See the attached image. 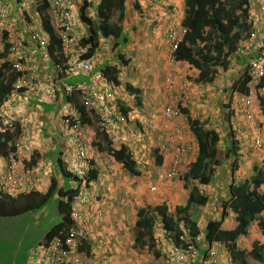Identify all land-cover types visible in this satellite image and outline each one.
<instances>
[{
  "label": "crops",
  "instance_id": "0c3cea01",
  "mask_svg": "<svg viewBox=\"0 0 264 264\" xmlns=\"http://www.w3.org/2000/svg\"><path fill=\"white\" fill-rule=\"evenodd\" d=\"M130 1L131 2L126 3V19L121 23L123 34L127 36L125 44H120L113 38L105 39L100 37L98 41V48L94 52L93 56H90V58L93 62V73L100 72L105 75V70L110 67H115L119 71L116 76L115 83L116 88H118L119 91L118 96L114 97L113 100L109 99L107 101L105 99L106 101L104 104L111 106L114 105V114H117V117H123L125 121L123 123H118V130L115 133L107 134V136L108 140L111 142L110 145L112 148H119L120 145H124L131 152H133L132 156L136 163V168L140 174L132 175L126 172L122 165L118 162H115L113 158L103 150L102 147L98 148L94 144L95 126H82L81 131L86 143V151H88L87 153L91 155L90 158L93 162V171L96 173L95 178L92 179L90 183H94V188L98 187L97 190L94 191V189L89 186L87 190L86 199L90 202L89 206L91 210V213L88 215L93 216L98 211L103 213V219L101 220L99 226L94 230L93 241H88L87 246H89V250L96 261H99L103 264H133L132 262L134 257L132 255H128L126 241L128 238H130L129 228L132 230L133 227H135L137 210L144 206L154 208L155 206L162 203L169 205V200L171 199L170 196L174 194L171 191V187H177L178 184L181 183L178 182V184L175 186H170L166 183L159 182L156 178V174L154 175V170H156V172L158 171V166L155 162V157L157 154L156 152L163 142V139L160 136V130L162 128V123H164L161 109L163 106L162 102L164 100L160 94H155L157 90L152 89V86L157 84L158 80V78H153L155 74H158V59L164 60L165 64V58L167 56V43L164 38L169 29H179L176 26V23H174V20L176 18L175 16H178L180 17L179 23L181 22L184 16V2L183 0ZM68 2L71 6V12L75 20L74 32L76 36H80L81 38L88 36L89 27L84 22L85 18H82L81 16L84 14L86 18H91L94 20L97 19L98 13L96 7L99 5L100 0H68ZM152 2L155 3L154 6L149 7V4ZM36 5V0H15L12 2L10 7L11 18H23L28 22L32 21L33 23H38L40 24L42 31H44L42 22L36 11ZM84 5H87L88 7L85 9L82 7ZM81 9H84V11L81 12ZM251 10L252 9L250 7V19L252 16L250 12ZM158 11L163 13L160 14L161 16L157 17ZM258 21L261 22L262 27L260 30L263 31L264 17L261 16ZM110 22H116V17L111 18ZM253 25H255L254 22ZM4 49L5 42L0 39V65L6 60ZM152 49L155 51L153 54L150 53L153 60L149 68L152 69L154 67V70H157L155 74L152 75L154 81L153 83L146 80V78H142V80L139 78L138 75L142 76L144 72H139L138 75H135L136 73L134 74L135 70L137 68L140 69L139 66H142V62L138 61L137 52L141 51L145 53ZM35 61H29L30 63H28V66L33 69L35 76L42 78L44 76L49 77L52 74L53 64L51 62L38 60L35 63ZM244 62L245 60L231 62L230 67L235 66L233 68L236 70L235 75H237L239 71L244 68ZM179 63L187 64L184 62ZM233 69H227V75L222 72L221 77L214 80V82L211 84L201 86L192 82L188 83V87H186L183 91L185 103H182L181 108L187 110V113L191 119H195L198 122L200 121V116H202V120L205 118L207 121L208 119H210V121L215 119L211 112L213 101L207 94V90L216 87L218 88L219 92L222 91L224 94L225 92H228L229 89L233 90L234 94H240L235 90L236 88L233 89V85H236L239 79L238 77L237 79L232 80L234 77V74H232ZM195 75L196 73H194V76ZM106 78L110 81L107 76ZM222 78L223 82L221 84L216 83L217 80L220 82ZM67 81H70L71 84L82 85H87L90 82L88 76L82 74L72 75L67 78ZM141 82L145 89L141 87ZM121 94L123 95L122 97ZM104 96L105 93L101 91V98ZM262 96L264 97V95ZM65 99L66 97L61 94L60 90L55 91L54 97H48L35 91H25L23 94L9 96L0 108V117L4 119L6 117H11L12 119L16 120V123L19 124V136L18 139L15 140L18 141L17 143L21 144L18 148V158L21 159L26 165L27 163L31 162L33 158L34 160L36 159L34 165L26 167L25 178L30 183H32L33 191H37L42 194L48 191L50 180L53 177L57 180L59 188L65 187L66 184H68L71 188L73 187V182H68V180L63 177L61 171L62 168L67 170L66 159L70 150L66 138V132L62 125V120L72 112H77L78 114V110L82 106L80 105L78 96L72 97L69 102H67ZM260 105L261 104L258 100V105L256 107H260ZM141 106L142 108L144 107V109H140ZM231 106L235 108V104ZM204 112L207 113V115H204ZM254 112L256 113V117H258L260 124H264V109H254ZM139 114H142L140 119L138 118ZM222 114L224 115V113ZM87 115L89 114L87 113ZM185 120H187V117ZM199 126H201V124H199ZM133 129H137L138 133L140 132L138 135H141V141L145 142L146 145L143 149L135 146V139H137L138 136L131 134ZM149 133L157 136L153 137ZM246 134L248 137L249 130L246 132ZM244 139L245 138H243V141H241L243 145L246 141ZM153 142L155 143L152 145ZM251 145L255 147L253 143H251ZM150 147H153L154 151L149 150ZM257 149L258 148L255 147L256 151ZM147 150L151 152L149 156H154L153 161L155 168H153L151 173H153L155 180L151 179L148 181L146 184L147 190H142V188L139 189L138 187L140 177L144 174L145 169L150 172L149 167H147V165L143 162L144 160L148 161L146 154L148 152ZM261 152H264V150ZM192 153H194V157L192 158L191 162L194 161L196 157V143L192 145ZM263 162L264 157L261 155L260 164L254 163V160L250 156L246 155L244 156L243 161L242 159L238 161V169L236 172L231 173L228 171L226 174L223 172V167L222 172L216 171L217 174L214 176V178L217 179L216 182L218 187H220L221 193L223 191H226V194L228 193V185L232 181L233 183H237L245 179L250 180V178L256 173L255 169L263 168ZM140 164L145 165H143L144 167L139 168L138 166ZM143 177L144 176H142V178ZM132 183H135L136 185H131ZM151 185L156 187L155 192L150 191L149 187ZM210 186L201 187L199 189L201 193L203 192L205 194V191L208 188H211ZM107 188L109 191H107ZM261 189L264 191V184L261 186ZM29 192L31 191L22 192L21 194H27ZM150 194H152L153 197H151ZM217 194L218 193L216 192V195ZM145 196H147L148 199H144ZM94 197H96L95 201L93 199ZM154 197L156 200L158 198L159 199L157 201H153ZM52 198L57 201L59 200V197L56 194H54ZM152 201L155 204L154 206H151ZM137 203L141 204L137 205ZM75 205L81 207L79 204H75L73 202V207ZM57 212L60 216V212L58 211V203ZM133 214L135 218L132 217ZM262 214L264 215V212ZM197 216L198 214H196V217ZM192 217H194V215H192ZM230 219H233V216H230ZM196 220L198 222V217ZM233 225L234 223L229 225L223 224L222 226L229 229ZM6 226L8 225H0V227H3L4 230L6 229ZM205 226L206 222L203 225L202 231L204 230ZM253 228L254 226L251 227V230H249V233L246 237L250 236L249 234L252 232ZM157 231L158 230H155L154 228L153 236H158V234H161L160 231L162 232V229L159 228V231ZM244 238L245 237L239 238L237 243L238 246L240 245L241 240ZM132 240L134 243V238ZM0 241L6 243L9 241V239H6L5 235L0 234ZM262 241H264V235ZM44 243L45 242H41V245H44ZM7 251L10 253L8 254ZM36 252L37 256H39L38 249ZM15 253L16 252L13 249L0 250V264H16ZM6 256L10 257V262L8 261V257L7 262H5L4 258ZM26 263L31 264V259H27L26 262L25 256L22 264ZM93 263H95V261H93ZM34 264H44V259L37 257V263Z\"/></svg>",
  "mask_w": 264,
  "mask_h": 264
},
{
  "label": "trees",
  "instance_id": "16d2710c",
  "mask_svg": "<svg viewBox=\"0 0 264 264\" xmlns=\"http://www.w3.org/2000/svg\"><path fill=\"white\" fill-rule=\"evenodd\" d=\"M36 1V11L42 22L43 30L50 37L48 61L52 64L65 65L67 59L64 51L66 48L46 13L49 7L48 1ZM127 2L128 0H100L96 7L97 19L86 18L84 14V17L81 16L85 18L84 22L89 27L88 36L82 37L79 41L80 45L86 49L84 57L93 56L98 48L100 37L113 38L118 43L125 44L127 36L123 34L121 23L126 19ZM183 2L184 16L179 29H170L166 35L181 29L185 32L177 49L172 53V58L174 62H184L192 67L196 73L192 83L201 86L213 83L214 80L221 77L222 71L228 69L231 62L237 60H245L244 69L247 68L246 70H248V61L256 59L260 54L259 48L250 51L244 50L245 45H247L246 38H250L254 34L249 9L255 0H183ZM82 7L86 9L88 6ZM83 11L84 9H81V12ZM113 17H116V22L111 23L110 19ZM2 40L5 42L4 53L6 58L8 49L6 34ZM254 40L256 41L257 38ZM118 72L117 68L110 67L105 70V75L115 84ZM19 76V73L11 70L7 60L0 65V108L13 93V84ZM67 82L71 83L70 81ZM249 83L250 77L245 71L244 75L239 76L237 84L233 85V89L236 88L238 93L248 94L250 91ZM262 88H264V76L259 79L255 91ZM23 91L16 94H23ZM65 100L70 101L68 98ZM258 100L261 108L264 109V97L259 95ZM180 111L187 117V122L197 142V153L194 161L189 163L186 171L179 177L182 186L189 190L186 203L184 206L176 207L174 212H171L169 205L165 203L154 208L140 207L136 212L134 245L138 250L146 248L155 260L159 258V253L155 246L154 228L155 230L157 228L162 229V233L160 231L161 236L170 232L177 237L183 226L190 229L192 239L199 235L196 214L201 211L202 207H205L209 199L208 195L201 193L199 188L210 186L215 179L216 171L218 172V169L226 163H228L231 173L236 172L238 161L243 154V143L241 142L243 140L237 141L231 128L227 132V137L225 135L221 137L216 131L205 130L199 126V122L191 119L184 108H180ZM78 112L81 127L95 126L94 144L98 148L102 147L115 162L122 165L126 172L139 175L132 156L133 152L124 145H120L119 148H112L97 116L93 112V114L88 113L84 107H80ZM87 113L90 116L93 115L95 119H89L91 117ZM227 117L229 118V116ZM6 120L13 119L6 117ZM18 129L19 124L16 123L13 132H5L0 135V154L2 156H5L7 152L15 151L14 146L12 144L9 146L7 143H13L18 139ZM156 153V165L161 166L163 157L158 154V151ZM35 161L36 159L33 158L26 167L34 165ZM61 171L68 182H73V187L80 183L66 169L62 168ZM255 172L250 180L245 179L237 183H233V181L229 183L226 198H222L218 205L221 216L207 220L203 230L204 240L207 243L216 242L225 246L230 252L232 261L236 264H264V241L256 239L250 249H243L237 245L239 238L248 235L249 226L256 225L264 235V215L262 214L264 212V191L261 189L264 184V162L263 168L255 169ZM95 174L92 170L87 181L90 182L94 179ZM66 185L59 188L57 180L53 177L50 180L48 191L44 194L33 190L15 197L0 194V218H16L42 209L56 194L59 197L58 211L61 221L52 226L45 234V239L50 241L56 235H64L71 226L74 197L78 194L77 189ZM230 216H233V219H230ZM232 223L234 225L229 229L222 226ZM80 251L89 253V246L85 241H83ZM247 258H251L252 262H249ZM189 264H196V262Z\"/></svg>",
  "mask_w": 264,
  "mask_h": 264
},
{
  "label": "built area",
  "instance_id": "2783aa9c",
  "mask_svg": "<svg viewBox=\"0 0 264 264\" xmlns=\"http://www.w3.org/2000/svg\"><path fill=\"white\" fill-rule=\"evenodd\" d=\"M14 1L0 0V39H3L4 34L7 35L6 60L9 62L11 70L20 74L13 84V93L10 96L23 90L39 92L48 97H54L57 90H60L61 94L68 99L78 96L80 105L88 113L93 112L97 116L105 133H115L118 130V123H123L125 119L114 114V105L104 104L106 100H113L115 86L103 73H93L92 59L84 57L86 49L79 43L81 37L76 36L74 32L75 20L68 0H47L49 7L46 13L66 48L64 54L67 60L65 65L53 64L52 74L42 78L35 76L28 63L36 59L35 63L38 60L44 62L49 60L50 37L42 31L38 23L28 22L23 18H11L10 7ZM184 33L181 29L167 35L171 43V63L174 62L172 53L177 49ZM258 48L260 54L256 59L250 60L248 69L250 85L252 84L254 87L264 76V41L256 42L254 39H250L244 48L249 51ZM75 74L87 75L90 79L89 84L68 83L67 78ZM174 85V79L168 75L167 89L170 90ZM101 91L105 93L103 98H101ZM252 95L250 90L247 95H242L237 103V107L241 110L249 127L253 122ZM162 117L164 120L162 125L164 141L159 152L163 157V164L156 172V178L161 183L175 186L188 164L189 153H192L193 136L188 125L178 122L181 113L177 107L165 106ZM15 124L14 119L8 121L6 118L0 117V135L5 132H13ZM62 125L70 149L66 159L67 171L80 181L78 185H74V188L78 190V194L74 197V203L81 207L76 205L73 207L71 226L64 235H56L38 247V257L44 259V264H85L91 260L92 253L91 251L89 253L82 252L80 247L83 241L86 244L88 241H93L94 230L103 219V213L98 211L93 216L88 215L91 210L86 193L89 186L93 187L95 191L94 183L87 181L93 170V164L88 151H86V143L81 133L82 127L77 112L68 114L62 120ZM262 130L264 133V127ZM262 135L252 137V142L258 149L264 148V136L262 137ZM17 142L7 143L9 146L11 144L14 146V152H7L5 156L0 155V193L11 197L33 189L32 183L25 178L26 164L18 158V148L21 144ZM149 189L151 192L156 191V187L153 185ZM107 191H109L108 188ZM93 199L95 201L96 197ZM198 229L200 234L193 239L190 229L184 226L177 237L170 232L165 236H155V246L159 253L155 264H189L191 262H196V264H236L232 261L230 252L225 246L216 242L207 243L204 240L202 229Z\"/></svg>",
  "mask_w": 264,
  "mask_h": 264
},
{
  "label": "rangeland",
  "instance_id": "374dc122",
  "mask_svg": "<svg viewBox=\"0 0 264 264\" xmlns=\"http://www.w3.org/2000/svg\"><path fill=\"white\" fill-rule=\"evenodd\" d=\"M128 2H131V1L128 0ZM154 4L155 3H153V2L150 3L149 7H153ZM259 8H260L261 12H260ZM251 9L252 10L250 12L253 16V17L251 16V20L255 24L254 27H255L256 31L260 34L259 36L264 38V30L263 31L260 30L262 27V24H261V22L258 21L261 16L264 17V11L262 10V0H256L255 2L251 3ZM161 13H163V12L158 11L157 17L161 16L160 15ZM175 17L176 18L174 20V23H176V26L179 28L180 17H178V16H175ZM77 32H79V31H77ZM78 37H80V36H78ZM164 40L167 43V47H166L167 56L165 58V64H164V60L158 59V74H155V72L157 70H154V67L152 69L149 68L151 63H152V60H153L150 53L153 54L154 51L156 50V48H155V50L152 49V50H149L148 52H145V53H143L141 51L137 52L138 61L142 62V66H139L140 69L137 68L134 72V74L136 73L135 75H138L139 72H144V74L142 76L138 75L139 78L141 80H142V78H146V80L151 81V83L154 82L153 78L154 79L158 78V80H157L158 85L154 84L152 86V89L157 90V92L155 94H160L162 99L164 100L162 102L163 106L161 107L162 112H163L164 107L167 105H172L174 107H177L180 110V108L182 107L181 106L182 103L183 104L185 103V99L183 98L184 97L183 91L186 87H188L187 86L188 83L192 82L193 76H194V71L187 64H180L179 62L178 63L177 62H172V63L170 62V58H171V56H170V41L167 38V35L165 36ZM146 51H147V49H146ZM248 63H249V61H248ZM234 67L235 66H231V67L229 66L228 69L229 68L233 69ZM246 69L242 68L237 75H235L236 70L233 69L232 74H234V77L232 78V80L237 79L239 76L241 77V75H244V72L246 71ZM222 72L227 75L226 71L225 72L222 71ZM153 74H155V75L152 78ZM168 75H171L175 81L174 87H172L170 90H168L167 86H166V79H167ZM222 82H223V78L220 80V82H219V80L216 81V83H219V84H221ZM128 83H130V82H128ZM140 85L143 89H145V87L142 86V82L140 83ZM250 87H251V91L253 93V95H252V101L254 103L253 109L262 110L261 105H260V107H256V106L258 105V96L264 95V88L258 89V91H255L256 87H254L252 84L250 85ZM226 88H228V87H226ZM123 89H125V88H123ZM198 92H200V91H198ZM118 93H119L118 88H116L114 90L115 97L118 96ZM207 94L210 96V99L213 101V103H212L213 108L211 107V112H212V115L215 117V119H213L212 121H210V119H208V121H207V120H205L206 118L204 120H202L203 118H202V116H200L199 117V119H200L199 124H201V126L205 130L216 131L217 133H219L221 135V137H223L224 135L227 137L228 136L227 132H228L229 128H231V130H233V132L235 134L237 141H241V139L243 140V138H245L244 140H246L245 144L242 147L243 154L240 157V159H242V161H243L244 156L248 155L254 160V163L260 164V155L262 157H264V152H261L264 150V148L257 149V151H256L255 147H253L251 145V143H252L251 141H253L252 140L253 135L254 136L255 135L261 136L263 134L262 137L264 136V133L262 130V128L264 127V124H260L258 117H256V113H255V116L253 118V122L251 123V126L254 129H250L251 130L250 132H252V133L249 132V135L247 137L246 132L248 131V126L246 124V120H245L241 110L238 111V107L236 110L235 108H233L231 106V105L236 104V101L239 100L240 94H237V93L234 94V91L230 90V89L228 90V92H225V94H224V93H222V91L219 92L218 88H216V87H213L212 89L207 90ZM205 95H206V92H205ZM122 96L123 95L121 94V97ZM223 101H224V103H223ZM225 107H228V108H225ZM140 109H144V107L142 108V106H141ZM235 111H236V113H235ZM180 113H181V111H180ZM222 113H224V115ZM203 114L207 115V113H205V112ZM141 116H142V114H139L138 118L140 119ZM227 116H229V118ZM91 118H92V120L95 119L94 116H91ZM185 119H186V116L181 113V117L178 119V122L185 123L186 125L189 126V124L186 122L187 120H185ZM161 131H162V128L160 130V136L163 139V134ZM131 134L138 136V138L135 139V146L143 149L144 146H146V145H145V142L141 141L142 140L141 135L140 136L138 135V134H140V132L138 133L137 129H133ZM149 134L152 135L153 137L157 136V135H154L152 133H149ZM192 139H193V141H192L193 145H194V143L197 144L194 136ZM146 140H148V139H146ZM150 141H152V140H150ZM249 141H250V143H249ZM154 143L155 142H153L152 145ZM156 143H157V140H156ZM220 146H221V143H220ZM149 150L154 151V148L150 147ZM150 153H151L150 151H148L146 153L148 161L147 160L143 161L147 165V167H149L150 172L147 169H145L144 174L141 175V177H140V182H139L138 187H139V189L142 188V190H147L146 184L148 181H150L151 179L155 180L153 173H151L153 168H155L154 161H153L154 156H152V157L149 156ZM193 154L194 153H192V154L189 153V155H188V164L185 167V171L188 168L189 163H191L192 158L194 157ZM145 164H140L138 167L142 168V167H144L143 165H145ZM222 167L224 169L223 172L227 174L229 171L228 163H226V165L222 166ZM222 167H221V169H218V172H220V171L222 172ZM155 174H156V170H154V175ZM142 176H144V177L142 178ZM141 178H142V180H141ZM216 180L217 179H215L212 182V184H211L212 186H210L211 188H208L205 191V194L208 195L209 199H208V202L206 204L207 206L202 208L201 211H199L198 216H197L198 217L197 226L200 229L203 228V225L205 222H207V220L221 216L220 207L218 206V204H220V202L222 201L221 200L222 198L223 199L226 198V196H225L226 191H223L221 193L220 187H218ZM131 185H136V184L132 183ZM182 185L183 184L181 182L178 184L177 187H171L172 188L171 191L174 193L171 196L169 194V196L171 197L170 200L168 198L169 206L171 208V212H174L173 210L176 207H180V206H183L185 204V200L187 198L189 190L182 187ZM97 188L98 187H95V190H97ZM92 189H93V187H92ZM142 190H141V192H142ZM216 192L218 193L217 194L218 196L216 195ZM150 195H151V197H153L152 194H150ZM144 199H148V197L145 196ZM154 200L157 201L155 199V197L153 198V201ZM153 201H152L151 206L155 205ZM57 203H58V201L52 198L47 203V205L40 210L33 211V212H30L26 215L16 217V218L0 219V225H8V226H6L5 230L3 227H0V234L5 235L6 239H9V241L6 243L0 241V250L13 249L16 252L15 253L16 264H22L23 259H25V256H26V262H27V259L30 258L31 264L37 263V257L38 256H37L36 251H37L38 247L41 245V242H45V243L48 242V240L45 239V234L50 230V228L54 224L61 221V216H59V214L57 212ZM140 204L141 203H137V205H140ZM189 216H191V213H189ZM132 217L135 218L134 214ZM227 221H229V220H227ZM9 225H11V226H9ZM250 225H252V224H250ZM249 227L251 230L252 226H249ZM157 230L159 231V228H157ZM129 231H130V238H128L126 241V243H127L126 249L128 250V255H132L134 257L132 263L133 264H154L155 261L153 259V256L151 255L150 252L147 251L146 248L145 249H139V250L136 249V247L133 243V240H132L134 238V235H135V227H133L132 230L129 228ZM160 235L161 234H158V236H160ZM249 235L250 236L245 237L243 240H241V243L239 245L240 248L250 249L253 240L255 241L256 239H258V240L263 239V235L260 232V230L257 228L256 225H254V228ZM7 253L9 254L10 252L7 251ZM7 257L8 256H6L4 258L5 262H7ZM247 259L249 262H252L251 258H247ZM8 261L10 262V257H8ZM93 261H95V263H93ZM85 264H103V263L96 261V259L92 255L91 260L86 262ZM107 264H109V263H107Z\"/></svg>",
  "mask_w": 264,
  "mask_h": 264
},
{
  "label": "clouds",
  "instance_id": "9594fccd",
  "mask_svg": "<svg viewBox=\"0 0 264 264\" xmlns=\"http://www.w3.org/2000/svg\"><path fill=\"white\" fill-rule=\"evenodd\" d=\"M263 3H264V0H263V2H262V10L264 11V9H263ZM259 10H260V8H259ZM260 12H261V10H260ZM263 14V13H262ZM170 30V29H169ZM168 30V31H169ZM253 35L249 38H246V42L249 40V39H255V38H257V40H256V42H258V41H264V38H262L261 36H259V34H257L258 32L256 31V29H255V27H254V25H253ZM168 38V37H167ZM249 62H250V60H249ZM248 67H249V63H248ZM248 72V70H246V73ZM105 76V75H104ZM106 77V76H105ZM111 82V81H110ZM112 83V82H111ZM113 84V83H112ZM114 86H115V88H116V85L115 84H113ZM249 87H250V83H249ZM115 88H114V90H115ZM250 90H251V87H250ZM242 95H247V94H241L240 93V95H239V99H240V97L242 96ZM257 95V94H256ZM258 96V95H257ZM115 97V96H114ZM239 102V100L238 101H236V104H235V109L237 110V103ZM253 102V101H252ZM253 105H254V103H253ZM238 111H239V109H238ZM254 116H255V112H254V109H253V118H254ZM164 121V120H163ZM247 124V123H246ZM162 125H163V123H162ZM248 126V125H247ZM250 129H254L252 126L251 127H249L248 126V130H249V132L251 131ZM192 132V131H191ZM250 133H252V132H250ZM192 135H193V133H192ZM194 136V135H193ZM254 136V135H253ZM252 136V137H253ZM196 140V139H195ZM163 143V142H162ZM253 143V142H252ZM254 145V144H253ZM161 146V145H160ZM160 146H159V148L157 149V151L159 152V149H160ZM161 152H159L158 154L159 155H161L160 154ZM162 156V155H161ZM163 164V163H162ZM159 167L160 166H158V169H159Z\"/></svg>",
  "mask_w": 264,
  "mask_h": 264
}]
</instances>
